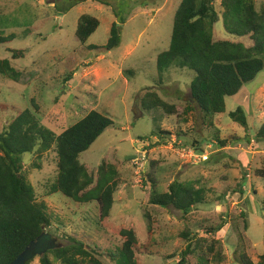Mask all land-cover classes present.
<instances>
[{
    "label": "rangeland",
    "instance_id": "obj_1",
    "mask_svg": "<svg viewBox=\"0 0 264 264\" xmlns=\"http://www.w3.org/2000/svg\"><path fill=\"white\" fill-rule=\"evenodd\" d=\"M180 1L110 0L109 5H103L79 0L67 10L69 0H0V35H13L11 41L0 44V58L22 71L18 81L0 74V106L5 109L0 110V130L18 110L26 108L56 133L91 110L113 121L79 154L80 161L89 167L107 160L118 168L114 204L104 222L94 202L78 204L59 192H49L57 175L53 149L36 161L39 167L33 165L30 153L22 156L23 172L37 201L47 206L50 225L45 233L54 239L53 245L62 246L75 238L98 254L117 255L122 243L118 228L134 227L139 241H146L148 212L155 230L149 252L140 255L145 264H177L185 247L179 234L187 228L191 230L188 238L203 237L209 243L219 240L224 258L214 264H240L237 227L244 234L245 250L252 260L257 263L264 255V142L256 137L264 120V53L261 71L236 95L225 98L222 113L204 117L195 106L186 120L180 121L162 109L144 112L139 104L148 89L181 107L191 100L194 71L174 63L160 76L156 67L158 53L169 47ZM254 2L258 10H264V0ZM214 7L218 13L212 30L214 40L252 46L249 36L225 30L220 0H214ZM83 14L96 17L100 24L81 44L75 31ZM114 22L122 25L121 41L107 50ZM12 49H23V56L12 59ZM238 107L247 117V128L229 115ZM161 129L170 134H159ZM218 138L226 141L224 147ZM201 153L206 155L195 156ZM150 178L160 190H166L174 180L201 185L205 200L187 217L173 207L152 205ZM101 257L105 264H116ZM190 260L196 264L194 256ZM28 264H41L39 255Z\"/></svg>",
    "mask_w": 264,
    "mask_h": 264
},
{
    "label": "trees",
    "instance_id": "obj_2",
    "mask_svg": "<svg viewBox=\"0 0 264 264\" xmlns=\"http://www.w3.org/2000/svg\"><path fill=\"white\" fill-rule=\"evenodd\" d=\"M95 1L103 5H109L110 2ZM77 3L79 0H69L64 9L69 10ZM220 6L225 30L236 36H249L254 41L253 45L214 40L213 24L218 20L214 0H181L174 15L169 47L158 53L156 67L160 76L165 68L174 63L194 71L190 84L191 100L181 107L167 102L155 90L148 89L139 100L142 111L162 109L167 115L178 116L180 121L186 120V115L195 106L204 117L222 113L225 111V98L236 95L245 83L254 79L261 71L264 53V10H258L254 0H220ZM99 24L96 17L81 15L75 31L78 42L84 44ZM121 33L122 25L114 22L105 45L107 50L119 45ZM12 39V34L0 35V44ZM23 54V49L11 50L12 59L20 58ZM0 74L18 81L22 71L13 67L8 59L0 58ZM0 110L5 109L0 106ZM229 115L232 120L247 128V117L240 107ZM112 123L108 116L91 110L76 123L56 133L44 126L35 112L26 108L18 110L6 128L0 130V264L11 263L50 225L46 204L37 201L35 189L23 172L22 156L25 153L33 155V165L39 167L36 161L53 149L57 155V175L48 187L49 192H59L78 204L94 202L98 207L99 219L104 222L109 218L119 184L118 168L107 160H103L96 167H89L80 161L79 154L87 150ZM159 134L170 133L161 129ZM256 137L264 142V120L256 132ZM225 142L218 138L221 147L225 146ZM192 147L203 151L197 145ZM150 180L152 185L149 203L162 208L173 207L184 217L191 213L194 206L205 200L206 191L201 185L174 180L166 190H160L151 178ZM145 217L148 220L145 242L139 241L134 227L117 229L122 238L117 255L111 252L98 254L94 248L82 241L70 238L69 243L48 249L39 256L40 263L105 264L101 257L103 256L115 260L116 264H145L140 255L149 252L155 230L151 215L145 212ZM242 226L247 228L245 219ZM237 232L240 264H264V255L255 263L246 253L244 234L238 227ZM190 233L191 230L187 228L179 234L185 241V247L180 252L177 264H191L190 259L193 256L196 258V264H214L224 258L219 240L211 239L210 243L203 237L196 240L194 237L188 238Z\"/></svg>",
    "mask_w": 264,
    "mask_h": 264
},
{
    "label": "water",
    "instance_id": "obj_3",
    "mask_svg": "<svg viewBox=\"0 0 264 264\" xmlns=\"http://www.w3.org/2000/svg\"><path fill=\"white\" fill-rule=\"evenodd\" d=\"M46 233H42L36 240L30 242L24 250L9 264H26L27 261L34 258L36 255L41 256L48 249L60 247L61 245H42V239Z\"/></svg>",
    "mask_w": 264,
    "mask_h": 264
},
{
    "label": "flooded vegetation",
    "instance_id": "obj_4",
    "mask_svg": "<svg viewBox=\"0 0 264 264\" xmlns=\"http://www.w3.org/2000/svg\"><path fill=\"white\" fill-rule=\"evenodd\" d=\"M41 243H42V245H44V246H48V245H53L55 242H54V239H53L50 235L46 234V235L43 237Z\"/></svg>",
    "mask_w": 264,
    "mask_h": 264
},
{
    "label": "built area",
    "instance_id": "obj_5",
    "mask_svg": "<svg viewBox=\"0 0 264 264\" xmlns=\"http://www.w3.org/2000/svg\"><path fill=\"white\" fill-rule=\"evenodd\" d=\"M191 155L194 156V152H191ZM205 155L206 154L201 153L200 155L199 154L198 155L196 154L195 156L198 157V158H203Z\"/></svg>",
    "mask_w": 264,
    "mask_h": 264
}]
</instances>
